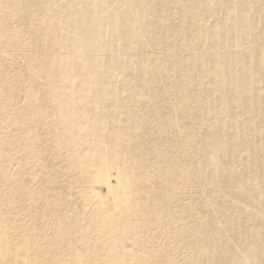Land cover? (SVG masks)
Returning a JSON list of instances; mask_svg holds the SVG:
<instances>
[{
    "label": "bare ground",
    "instance_id": "obj_1",
    "mask_svg": "<svg viewBox=\"0 0 264 264\" xmlns=\"http://www.w3.org/2000/svg\"><path fill=\"white\" fill-rule=\"evenodd\" d=\"M0 264H264V0H0Z\"/></svg>",
    "mask_w": 264,
    "mask_h": 264
},
{
    "label": "rangeland",
    "instance_id": "obj_2",
    "mask_svg": "<svg viewBox=\"0 0 264 264\" xmlns=\"http://www.w3.org/2000/svg\"><path fill=\"white\" fill-rule=\"evenodd\" d=\"M218 9V8H217ZM216 14V11L214 10V12H213V15L215 16V18H217L218 16L217 15H215ZM252 45V47H254V46H256L257 45V43H251ZM10 58H12V57H10ZM35 80L37 81V82H41V80L39 79V78H35ZM41 93V92H40ZM43 98H47V96L45 95V96H43ZM113 174V173H112ZM112 183H114V178H112ZM104 189V188H103ZM197 198L195 197V196H193V195H191V200L192 201H195ZM191 250V252H194V247H193V245H191V247L189 248V251Z\"/></svg>",
    "mask_w": 264,
    "mask_h": 264
}]
</instances>
